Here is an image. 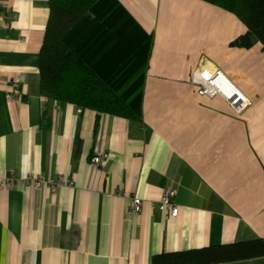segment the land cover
<instances>
[{"label":"crops","instance_id":"crops-1","mask_svg":"<svg viewBox=\"0 0 264 264\" xmlns=\"http://www.w3.org/2000/svg\"><path fill=\"white\" fill-rule=\"evenodd\" d=\"M50 1L0 0V175L16 178L0 190V264H152L264 238V49L231 45L247 27L202 0H119L154 36L143 121L98 118L41 94ZM213 69L252 101L241 116L191 84ZM33 175L57 185L28 188ZM169 187L177 218L160 210Z\"/></svg>","mask_w":264,"mask_h":264},{"label":"trees","instance_id":"trees-1","mask_svg":"<svg viewBox=\"0 0 264 264\" xmlns=\"http://www.w3.org/2000/svg\"><path fill=\"white\" fill-rule=\"evenodd\" d=\"M237 16L247 34L231 45L264 49V0H202ZM154 47L119 0H51L40 53L43 97L81 110L143 121L147 74ZM264 258V238L165 253L152 264H228Z\"/></svg>","mask_w":264,"mask_h":264},{"label":"built area","instance_id":"built-area-1","mask_svg":"<svg viewBox=\"0 0 264 264\" xmlns=\"http://www.w3.org/2000/svg\"><path fill=\"white\" fill-rule=\"evenodd\" d=\"M191 84L195 87L200 96L209 98L221 97L241 116L248 108L253 106L252 101L236 88L223 74L221 70L213 69L209 71L196 70L191 77ZM9 100L21 98L18 91V85H13V91L8 94ZM82 110H78L81 113ZM110 160V154L102 153L92 158V164L102 166ZM16 182L14 176L0 175V190H9ZM23 183L31 189H40L47 185L55 186L53 181L48 180L45 176H28L23 179ZM67 183L73 185L69 180L60 181L58 184ZM177 190L173 187L166 188L160 203V210H166L172 218H177L180 214V208L174 204ZM143 209V201L140 198H134L132 202V212L139 214Z\"/></svg>","mask_w":264,"mask_h":264},{"label":"rangeland","instance_id":"rangeland-1","mask_svg":"<svg viewBox=\"0 0 264 264\" xmlns=\"http://www.w3.org/2000/svg\"><path fill=\"white\" fill-rule=\"evenodd\" d=\"M245 264H264V258H258L254 260H248Z\"/></svg>","mask_w":264,"mask_h":264}]
</instances>
